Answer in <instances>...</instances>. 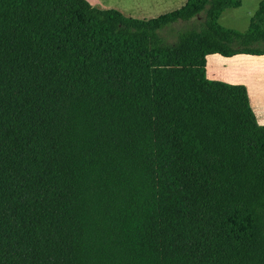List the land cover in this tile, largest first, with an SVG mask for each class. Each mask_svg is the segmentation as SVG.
<instances>
[{
	"label": "trees",
	"instance_id": "obj_1",
	"mask_svg": "<svg viewBox=\"0 0 264 264\" xmlns=\"http://www.w3.org/2000/svg\"><path fill=\"white\" fill-rule=\"evenodd\" d=\"M240 6L0 0V264H264V125L206 77L210 55L264 56V0L245 32L219 24Z\"/></svg>",
	"mask_w": 264,
	"mask_h": 264
},
{
	"label": "rangeland",
	"instance_id": "obj_2",
	"mask_svg": "<svg viewBox=\"0 0 264 264\" xmlns=\"http://www.w3.org/2000/svg\"><path fill=\"white\" fill-rule=\"evenodd\" d=\"M127 4H137L136 0H122ZM243 7L240 10H226L219 19V24L222 27L237 30L239 32H245L251 19L255 12L257 11V5L255 0H242ZM141 4H145L144 0H141ZM135 8V7H133ZM133 12V13H132ZM132 12L127 13L129 16L133 18H137L136 13L132 10ZM147 17V16H145ZM195 25L198 26V22L194 21L190 23L177 22L166 26L162 29L159 34L164 38L165 42L168 44H173L176 42L177 38L180 34L186 31H191ZM248 56H236L232 58H225L220 55H210L207 57V65H206V77L209 80L222 81L229 84H238L243 85L247 84L248 80H251L250 70H246ZM255 67V63L252 66ZM254 71V69L252 70ZM249 84V83H248ZM244 86V85H243ZM250 86V85H248ZM246 87V86H245ZM250 93H256V90L248 87Z\"/></svg>",
	"mask_w": 264,
	"mask_h": 264
},
{
	"label": "crops",
	"instance_id": "obj_3",
	"mask_svg": "<svg viewBox=\"0 0 264 264\" xmlns=\"http://www.w3.org/2000/svg\"><path fill=\"white\" fill-rule=\"evenodd\" d=\"M92 7L104 10H117L126 17L133 18L127 13L132 12L136 13V19H152L157 18L166 13L172 12L181 8L187 0H144L145 4H141V0H136L137 4H127L122 0H86ZM256 5L260 4L262 0H255ZM135 7V8H133ZM243 7V1L241 0V6L238 9L240 10ZM231 10V9H230ZM133 13V12H132ZM147 16V17H145ZM255 63V67L252 66ZM254 69V71H252ZM246 70H250V78L246 86L250 106L254 112L258 124L264 125V56L254 57L248 56L246 63ZM249 83V84H248ZM250 85V86H248ZM248 87H251L256 90V93H250Z\"/></svg>",
	"mask_w": 264,
	"mask_h": 264
}]
</instances>
